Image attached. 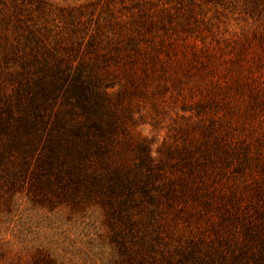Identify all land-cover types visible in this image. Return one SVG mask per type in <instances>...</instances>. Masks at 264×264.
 I'll return each instance as SVG.
<instances>
[{"label":"rangeland","instance_id":"obj_1","mask_svg":"<svg viewBox=\"0 0 264 264\" xmlns=\"http://www.w3.org/2000/svg\"><path fill=\"white\" fill-rule=\"evenodd\" d=\"M70 26L76 28L70 39L66 36L70 43L59 46L50 29ZM37 32L44 39L36 45ZM253 32L264 38V0H0V94L13 97L14 89L24 87V60L38 50L52 57L65 53L74 63L97 52L113 57L111 75L156 76L165 87L157 113L148 101L131 99L126 126L132 142L146 143L150 156L158 158L162 146L177 141L170 129L173 120L183 125L182 118L197 119L188 109L205 105L226 144L246 147L250 160L243 176L227 173L209 191L235 188L241 198L238 219H259L255 214L264 197L257 202L254 190L264 187V172L253 163L264 161V47L252 42L238 60L241 35ZM89 39L96 44L92 53L84 49ZM118 87L106 92L115 94ZM32 185L24 186V228L20 235H7V243L0 241V264H167L168 253L185 245L180 219H220L221 213L214 208L218 199L205 204L217 196L213 192L206 198L207 189L200 191L199 202L185 193L190 197L184 203L163 197L147 203L138 194V208L131 207L128 193L122 213L133 219H122L117 227L99 207L71 211L58 202L50 207L32 203L33 196L53 194L33 191ZM154 219L162 227L156 244ZM174 219H179L176 226Z\"/></svg>","mask_w":264,"mask_h":264},{"label":"trees","instance_id":"obj_2","mask_svg":"<svg viewBox=\"0 0 264 264\" xmlns=\"http://www.w3.org/2000/svg\"><path fill=\"white\" fill-rule=\"evenodd\" d=\"M50 32L60 46L61 41L69 42L76 28ZM255 34L241 35L238 60L252 42L264 47L263 35ZM33 35L34 31L29 38ZM36 37L35 44H41L44 33L39 38L37 32ZM95 48L89 39L84 49L92 53ZM113 61L96 52L74 63L65 53L52 57L38 50L33 59L24 60V87L14 89L13 97L0 94V241L11 233L20 235L24 228L22 207L28 182L33 183V191H53L33 196L30 202L49 207L58 202L71 211L99 207L117 227L122 219H133L122 213L128 193L131 207L138 208V194L147 203L162 197L183 202L190 195L199 202L200 191L207 189L206 198L213 192L217 196H210L205 204L209 207L218 199L219 206L214 202V208L219 207L220 219H180L185 245L168 253L167 264H264V206L256 211L259 219H238L241 198L235 188L209 191L215 179L227 173L243 176L250 167L247 148L227 145L204 105L188 109L197 119L182 118L183 125L173 120L170 129L177 141L162 146L159 157L152 158L146 143L132 142L126 121L134 98L148 101L157 113V98L165 87L156 76L138 80L125 73L111 75L108 70ZM115 85L117 92L108 94L106 89ZM231 110H226V116ZM253 167L264 172V161L255 160ZM185 193L190 195L184 197ZM260 195L264 197L261 185L254 190L257 202ZM178 220L174 219L175 226ZM154 223L156 244L161 241L162 227L158 219ZM141 247L155 254L152 246L143 243ZM3 257L4 250H0Z\"/></svg>","mask_w":264,"mask_h":264}]
</instances>
